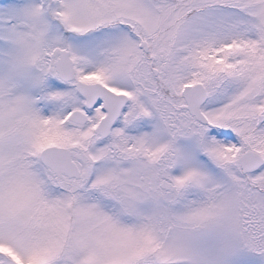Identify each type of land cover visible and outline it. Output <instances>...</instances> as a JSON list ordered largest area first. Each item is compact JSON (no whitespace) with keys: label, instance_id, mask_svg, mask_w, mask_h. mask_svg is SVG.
Here are the masks:
<instances>
[{"label":"snow or ice","instance_id":"snow-or-ice-1","mask_svg":"<svg viewBox=\"0 0 264 264\" xmlns=\"http://www.w3.org/2000/svg\"><path fill=\"white\" fill-rule=\"evenodd\" d=\"M0 264H264V0H0Z\"/></svg>","mask_w":264,"mask_h":264}]
</instances>
